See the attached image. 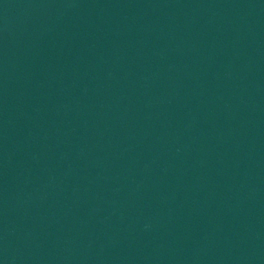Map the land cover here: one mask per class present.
<instances>
[{
    "label": "water",
    "instance_id": "1",
    "mask_svg": "<svg viewBox=\"0 0 264 264\" xmlns=\"http://www.w3.org/2000/svg\"><path fill=\"white\" fill-rule=\"evenodd\" d=\"M0 264H264V0H0Z\"/></svg>",
    "mask_w": 264,
    "mask_h": 264
}]
</instances>
